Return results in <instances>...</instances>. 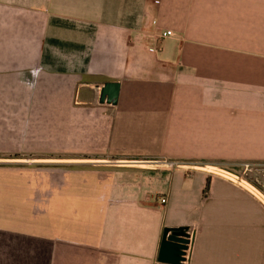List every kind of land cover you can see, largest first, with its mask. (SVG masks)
<instances>
[{"label": "crops", "instance_id": "1", "mask_svg": "<svg viewBox=\"0 0 264 264\" xmlns=\"http://www.w3.org/2000/svg\"><path fill=\"white\" fill-rule=\"evenodd\" d=\"M240 166L264 167V0H0V264H170L178 226L184 264H264Z\"/></svg>", "mask_w": 264, "mask_h": 264}, {"label": "water", "instance_id": "2", "mask_svg": "<svg viewBox=\"0 0 264 264\" xmlns=\"http://www.w3.org/2000/svg\"><path fill=\"white\" fill-rule=\"evenodd\" d=\"M120 93V83L104 82L100 102L116 104ZM189 226L166 227L163 232L158 260L170 264H184L192 240Z\"/></svg>", "mask_w": 264, "mask_h": 264}, {"label": "rangeland", "instance_id": "3", "mask_svg": "<svg viewBox=\"0 0 264 264\" xmlns=\"http://www.w3.org/2000/svg\"><path fill=\"white\" fill-rule=\"evenodd\" d=\"M237 170H238L237 173L242 174V175H249V176L253 175L255 177H260V176L264 175V167H262V166H257V167L254 168L253 171H248V172H245L243 170V168L241 169V166L238 167ZM254 183H257V181L254 182ZM244 184H246V183H244Z\"/></svg>", "mask_w": 264, "mask_h": 264}, {"label": "built area", "instance_id": "4", "mask_svg": "<svg viewBox=\"0 0 264 264\" xmlns=\"http://www.w3.org/2000/svg\"><path fill=\"white\" fill-rule=\"evenodd\" d=\"M173 34V31L172 30H166V31H164L163 32V36H170V35H172ZM247 168H248V166H247ZM162 203H165L166 202V198H162ZM192 234V233H191ZM192 238V237H191ZM190 247H191V243H190V245H189V248H188V250H187V254H186V259H187V256H188V253H189V249H190Z\"/></svg>", "mask_w": 264, "mask_h": 264}, {"label": "bare ground", "instance_id": "5", "mask_svg": "<svg viewBox=\"0 0 264 264\" xmlns=\"http://www.w3.org/2000/svg\"><path fill=\"white\" fill-rule=\"evenodd\" d=\"M256 192V191H255ZM257 192H259V191H257Z\"/></svg>", "mask_w": 264, "mask_h": 264}]
</instances>
